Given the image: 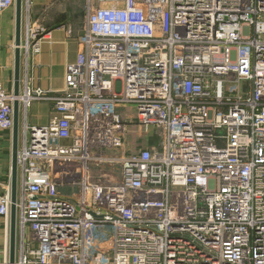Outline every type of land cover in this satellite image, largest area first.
<instances>
[{
	"label": "built area",
	"instance_id": "built-area-1",
	"mask_svg": "<svg viewBox=\"0 0 264 264\" xmlns=\"http://www.w3.org/2000/svg\"><path fill=\"white\" fill-rule=\"evenodd\" d=\"M84 1L62 90L15 97L0 65V132L16 100L52 106L20 130L15 264H264V0ZM28 32L38 55L51 31ZM132 107L160 143L128 157Z\"/></svg>",
	"mask_w": 264,
	"mask_h": 264
},
{
	"label": "crops",
	"instance_id": "crops-1",
	"mask_svg": "<svg viewBox=\"0 0 264 264\" xmlns=\"http://www.w3.org/2000/svg\"><path fill=\"white\" fill-rule=\"evenodd\" d=\"M13 9V8H12ZM0 27V65L3 68V85L8 92L14 93V50L10 46L9 28ZM61 30V29H60ZM60 30H49L51 35L49 40L41 42V53L27 57L23 56L21 68L20 94L24 92L27 81L32 82L35 87L51 89L54 91L62 90L64 87L65 73L68 64L76 60L78 46L65 40V35ZM6 46L9 48L6 49ZM68 46V47H67ZM10 48L12 53L10 52ZM67 48H69L67 50ZM46 110V116L39 124L46 125L51 117L52 106L49 104L38 105ZM22 116V115H21ZM12 140L0 133V182L6 189L11 190L12 177ZM18 178V191L20 183ZM26 238H30V232H26ZM21 236L17 224V251L20 249ZM10 260V223L7 225L4 219L0 218V264H9Z\"/></svg>",
	"mask_w": 264,
	"mask_h": 264
},
{
	"label": "rangeland",
	"instance_id": "rangeland-1",
	"mask_svg": "<svg viewBox=\"0 0 264 264\" xmlns=\"http://www.w3.org/2000/svg\"><path fill=\"white\" fill-rule=\"evenodd\" d=\"M85 1L84 0H30V3L23 4V17H22V60L25 55V49L28 39V31L30 29H35L37 26L49 30H60V33L65 35V40L74 43L78 46L82 35L86 27V14H85ZM15 11L16 8L10 9L4 14L0 15V27L7 26L9 28V40L10 46H12L15 51L14 37H15ZM7 28V29H8ZM68 47V46H67ZM9 46H6V49ZM69 48H67L68 50ZM70 50V49H69ZM10 52L12 50L10 48ZM30 56H34L33 53ZM29 56V57H30ZM14 94V93H13ZM44 103L37 102L32 105V107L24 114L22 109L21 113V127L23 130V124L32 123L39 124L38 122L43 120L46 116V110L41 109L38 105ZM129 118L125 116L126 123V142H127V156L136 155L140 150L145 148L158 149L160 138L155 137L156 131L154 128H149L140 126L133 120L136 117V110L134 107L128 108ZM26 115V117H25ZM6 136V139L12 140V133L10 132H0ZM23 134V133H22ZM155 137V138H154ZM154 150V149H153ZM119 152H107L105 157H120ZM66 195H69L68 193Z\"/></svg>",
	"mask_w": 264,
	"mask_h": 264
},
{
	"label": "water",
	"instance_id": "water-1",
	"mask_svg": "<svg viewBox=\"0 0 264 264\" xmlns=\"http://www.w3.org/2000/svg\"><path fill=\"white\" fill-rule=\"evenodd\" d=\"M15 11V51H14V96H20L21 68H22V17L23 0H16ZM21 108L18 100L14 102V127L12 132V177H11V220H10V260L9 264L16 263L17 251V199H18V153L20 139Z\"/></svg>",
	"mask_w": 264,
	"mask_h": 264
},
{
	"label": "flooded vegetation",
	"instance_id": "flooded-vegetation-1",
	"mask_svg": "<svg viewBox=\"0 0 264 264\" xmlns=\"http://www.w3.org/2000/svg\"><path fill=\"white\" fill-rule=\"evenodd\" d=\"M14 31H15V27H14Z\"/></svg>",
	"mask_w": 264,
	"mask_h": 264
}]
</instances>
